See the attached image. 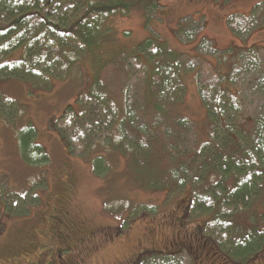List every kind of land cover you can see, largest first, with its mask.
I'll use <instances>...</instances> for the list:
<instances>
[{"label":"trees","instance_id":"trees-1","mask_svg":"<svg viewBox=\"0 0 264 264\" xmlns=\"http://www.w3.org/2000/svg\"><path fill=\"white\" fill-rule=\"evenodd\" d=\"M261 6L256 4L248 15H230L227 26L232 34L247 38L259 26L264 28V18L254 25ZM132 7V0H0V81L47 78L40 69L43 64L52 67L55 59H61L64 67L90 58L92 74H87L93 78L80 93L82 111L69 105L61 117L67 125L60 126L59 134L67 149L73 153L76 141L90 146L105 135L113 138L110 143L128 159L142 185L168 194L193 188L194 198L184 207L181 221L194 208L205 212L208 218L197 225L196 233L203 230L205 239L218 243L222 257L231 264L264 259V105L254 117H246L243 110L248 99L264 97V46L253 44L221 54L212 39L203 37L190 61L166 40L151 35L129 55L137 72L126 67L123 84L128 87L131 77L140 73L145 91L132 98L125 90L119 109L111 85L103 80L108 64L101 55L107 53L111 39L112 27L106 21ZM182 24L180 35L186 30ZM17 52H22L20 59L11 60ZM117 55L110 56L112 63H118ZM214 58L217 65L211 62ZM200 59L202 67L197 63ZM192 70L199 72L209 127L208 139L200 146L190 144L188 127L193 122L182 112L188 93L185 75ZM15 103L0 90V116L13 118L18 110ZM76 128L90 135L78 131L77 138ZM36 135V128L28 124L19 131V146L28 164L45 165L50 157ZM105 162L104 157H96L94 168L99 174L106 172ZM259 198L261 206L256 208ZM144 209L155 212L146 204L134 211ZM157 253L149 258L162 264H179L178 258L184 256Z\"/></svg>","mask_w":264,"mask_h":264},{"label":"rangeland","instance_id":"rangeland-1","mask_svg":"<svg viewBox=\"0 0 264 264\" xmlns=\"http://www.w3.org/2000/svg\"><path fill=\"white\" fill-rule=\"evenodd\" d=\"M258 3H262V10L256 15L254 25L264 18V0H132L133 7L127 14L116 13L106 21L112 27L111 39L107 53L101 55L104 64H108L103 80L111 85L117 108L123 106L122 98L124 101L126 97L136 98L145 91L143 83H139L143 77L140 73L131 77L132 84L128 87L123 84L128 74L126 67L137 72L136 62L129 55L151 35L166 40L190 61L197 55V45L203 37L212 39L221 54L253 44L264 46V28L259 26L247 38H241L227 26L230 15H248ZM182 21L186 30L180 35ZM117 53L118 63H112L110 56ZM21 56L22 52H17L11 60H19ZM90 61V58H80L63 67L65 62L55 59L52 67L40 66L47 78L36 75L33 80L0 81V90L18 107L13 118L0 116V260L10 264L6 262V255L28 252L32 245L39 243L45 250L50 245L45 241L46 227L58 215L55 210H62L67 211L74 230L79 228L83 235L91 232V238L84 243L79 238L71 242L61 239L54 244L62 249L70 243L71 254L85 252L83 257L88 264H162L158 258H149L156 251L160 255L184 253L177 260L179 264H231L217 252L218 243L205 239L203 230L199 233L193 230L197 225H204L208 218L205 212L194 208L186 214V219H179L181 225L178 223L184 207L194 198L191 186L168 194L167 190L142 185L128 167V159L110 143L114 139L110 141L106 135L94 139L90 146L76 141L73 153L67 149L59 134L60 126L67 125L61 117L69 105L82 111L78 99L81 101L80 93L93 78L87 74H92ZM198 62L201 67L204 65L202 59ZM211 62L218 63L215 58ZM198 73L192 70L185 75L188 93L182 112L193 122L188 127L190 144L200 146L208 139L209 127ZM125 90L126 97H123ZM248 100L243 107L246 117L257 116L264 97L257 94ZM28 124L36 128V139L49 154L50 160L45 165L28 164L23 158L18 134ZM78 131L83 136L90 135L84 128H76L77 138H80ZM98 156L104 157L108 165L103 174L94 168ZM144 204L155 212L134 211ZM260 206L259 198L256 208ZM144 249L148 252L139 261H128ZM36 253L42 251L34 248L29 254L37 256ZM249 264H264V259L260 256Z\"/></svg>","mask_w":264,"mask_h":264},{"label":"flooded vegetation","instance_id":"flooded-vegetation-1","mask_svg":"<svg viewBox=\"0 0 264 264\" xmlns=\"http://www.w3.org/2000/svg\"><path fill=\"white\" fill-rule=\"evenodd\" d=\"M61 212L55 210V212L58 213L57 216L53 217L52 225L46 227L45 232V238L47 243H50V245L46 246L44 250V246L41 247L42 244L39 243V245H32L28 252L24 250V247L22 249L25 252H22V254H8L6 255V262L10 264H61L62 262L65 264H88L85 262V259L83 255H85V252H83V255L79 253V255L71 254L72 246H70V243L64 247V248H58V245H55V241H59L61 239H64L65 241H72L73 239L79 238V241L84 243L88 242V240L91 238V232H88V235H83L80 229L74 230V223L72 221L70 222V219L67 216V211ZM185 216L184 212L180 215L179 218H177L178 223L179 219H183ZM65 218V219H62ZM183 224V223H182ZM181 225V223H180ZM196 232V229H193ZM33 232V231H32ZM60 242V241H59ZM38 242H35L37 244ZM53 243V244H52ZM184 247V246H183ZM40 249L42 251V256L40 253H36L37 256L29 254L31 249ZM43 249V250H42ZM78 252V251H77ZM148 250L144 249L140 254H137V256L133 259L128 260L129 262H136L141 259V255L144 253H147ZM3 253V252H2ZM1 255V253H0ZM30 257L34 258L30 259ZM33 260L34 263L31 262ZM4 261L0 260V264H3ZM90 263V262H89Z\"/></svg>","mask_w":264,"mask_h":264}]
</instances>
